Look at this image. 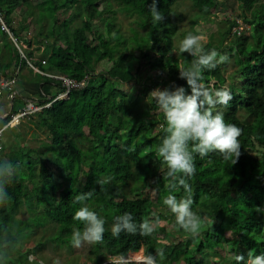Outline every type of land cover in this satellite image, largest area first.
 <instances>
[{"label": "trees", "instance_id": "1", "mask_svg": "<svg viewBox=\"0 0 264 264\" xmlns=\"http://www.w3.org/2000/svg\"><path fill=\"white\" fill-rule=\"evenodd\" d=\"M237 1L240 17L226 19L228 29L220 33L217 43L214 35L202 42L206 51L215 49L228 57L216 69L205 70L203 83L231 92L229 105L217 106L214 112H223L226 123L242 129V154L235 164L217 152L204 158L194 154L193 210L198 208L209 222L193 238L179 229L162 203L169 194L163 179L166 165L156 157L155 149L164 135L163 113L151 99L146 107L141 106L142 96L131 99L126 88L142 82V93L148 95L170 86L191 93L178 70L193 58L171 52L179 48L175 42L184 21L180 0H157L164 15L158 25L150 15L153 0H40L36 5L32 0H0V14L22 49L11 42L0 22V74L4 79H10L16 69L18 76L26 68L31 70V63L46 73L85 83L71 91L69 99L56 100L65 91L63 82L37 74L39 89L27 98L51 105L20 124L28 122L36 140L37 134L46 139L38 149L17 146L13 157L5 155L17 172L6 185L10 201L0 206V264H20L12 257L3 259V253L12 256L20 241L28 244L47 224L54 226V235L30 249L24 245L19 256L22 264L24 260L31 263V255L39 259L38 254L49 245L72 251L73 228H83L72 219L81 207L73 201L77 194L93 190L87 206L105 220L106 231L103 242L92 246L88 261L82 264H119L114 261L141 248L147 257L162 249L164 259L159 264H236L237 255L245 262L250 252L264 255V214L255 212L258 207L264 209V0ZM24 7L28 9L19 27H14V15ZM192 8L197 19H190L192 30L182 38L190 32L200 35L194 29L201 20H208L210 31L211 19H217L220 12L217 0H192ZM119 14L132 17L138 27H131L130 36L119 26ZM78 20L83 21L80 27L75 26ZM99 23L103 30L98 29ZM241 24L245 28L235 31ZM144 70L166 79L158 85L155 78L140 76ZM10 99L13 109L0 121V128L27 106L20 93ZM4 133L0 153L8 148ZM15 135L19 140V134ZM97 178L108 181L103 190ZM172 194L180 198L184 192ZM22 212L29 217L19 218ZM126 212L137 224L156 218L160 223L149 237L126 233L114 237L115 217ZM168 220L176 234L173 242L167 237Z\"/></svg>", "mask_w": 264, "mask_h": 264}, {"label": "clouds", "instance_id": "2", "mask_svg": "<svg viewBox=\"0 0 264 264\" xmlns=\"http://www.w3.org/2000/svg\"><path fill=\"white\" fill-rule=\"evenodd\" d=\"M150 15L153 23L157 25L164 19L163 13L157 8V0L152 2ZM203 41L204 37L202 35L190 32L180 41L178 50L176 48L171 49L172 53L177 55L187 53L193 58L190 63L188 62L187 67H182L178 70L179 78L187 82L191 93L188 94L184 87L170 86L163 90L156 88L149 93L148 97V101L150 99L154 101L164 116V124L162 125L164 135L160 145L155 149L156 157L162 158V164L166 165L163 179L167 181L166 187L169 194L163 198L162 203L174 215L175 224L179 229L193 238L198 236L201 227L209 222L207 216H202L193 210L194 199L190 180L196 172L194 154L204 158L210 153L217 152L225 161L234 159V164L242 154L239 139L242 135V129L235 124L226 123L223 112H214L217 106L227 107L229 105L233 99L231 92L223 87L218 89L206 87L203 83L205 70L216 69L219 64L227 61L228 57L226 55L222 56L215 49L206 51ZM31 71L33 70L31 69ZM11 75L12 78L14 74ZM65 91L56 100H65L59 98ZM30 102L43 107L42 109L51 105H41L37 100H28L27 105ZM0 130H3V135L4 129ZM16 172L17 168L12 162L0 160V206H5L10 201L6 185L14 178ZM107 182L103 178H97L96 180V184L102 190ZM181 189H183L184 195L180 198L172 194L179 193ZM93 194L94 190L87 193H79L73 201L74 204H79L81 207L78 208L72 219L75 223L83 225L82 229L73 228L70 242L74 248H80L84 244L96 245L103 242L106 231L105 220L87 206V201L91 199ZM255 212L264 214V209L258 207ZM159 223L160 220L156 218L144 219L137 224L133 215L126 212L115 217L111 232L114 237H119L121 233L129 235L139 234L143 237H149L153 235ZM142 249L145 250V248H141L140 251ZM143 253V260L132 261V253H130L128 258L114 262L119 264L137 262L141 264H159V261L164 259V251L162 249L157 252L156 256L147 257L144 251ZM30 257L37 258L34 255ZM129 258L130 260H128ZM235 260L236 264H264V255L256 256L253 252H250L246 262L242 255L235 256ZM108 263L110 262L108 261L104 264Z\"/></svg>", "mask_w": 264, "mask_h": 264}, {"label": "rangeland", "instance_id": "3", "mask_svg": "<svg viewBox=\"0 0 264 264\" xmlns=\"http://www.w3.org/2000/svg\"><path fill=\"white\" fill-rule=\"evenodd\" d=\"M218 1V9H219V16L217 19H215L214 21H212V25L210 27V31L207 30V26H208V20L204 21L201 20V24H199L198 26L195 27V31L199 32L200 35H202L204 37V41L207 42V40L209 39V36L214 35V43H217V40L220 38V33L225 32L228 29V23L226 21V19L228 18H234V17H240V15L242 14V9L240 8V5L238 3L237 0H217ZM33 4L36 5L38 2H40V0H32ZM180 12H183L184 15V21L180 23V31H179V35L182 36V34L185 31H191L192 30V26H191V21L190 19L194 16V10L192 8V0H180ZM19 8L18 13H16L14 15V23L13 26L14 27H19V23L22 19V14H24V12L28 9L27 7H24L21 9ZM2 15V18L4 19V15ZM195 19L196 16H194ZM210 19V18H209ZM83 21L78 20L75 24V26L80 27L82 26ZM119 26L121 27L122 31L124 32V35L126 36H130L131 32L130 29L131 27H135L138 28L136 26L135 23H133V18L127 16L126 14H119ZM203 24V25H202ZM97 25V24H96ZM243 25V24H242ZM99 30H103V24L97 25ZM243 27V29L245 28V26H241ZM241 27L236 28L235 31L237 30H242ZM18 29V28H17ZM9 39L11 40V42H13V39L11 38V36L9 34H7ZM178 36L176 38V42L175 45H179L180 41L183 39L182 37ZM91 39L93 40V37H91ZM229 42V41H228ZM228 42H226V44H228ZM147 65V64H146ZM145 65V67H146ZM235 67H230L227 71V76H229L231 74V72L234 70ZM145 69V68H144ZM26 71L22 72L20 74V76H17V80L18 83L17 84V88L25 90L26 92H29L32 95H36L38 89H39V81L37 78V74L34 71H30L27 68L25 69ZM143 74H141V77H153L155 78V82L159 84H161V81H165V79L162 80V78L164 77L162 74H158V72H149L147 70H144L142 72ZM27 75L30 76V78H32V80L35 81H27ZM19 78V79H18ZM5 80L1 74H0V82ZM14 86V85H13ZM127 91H129V97L131 99H133L134 97H136L137 95H141L142 99L140 100V104L141 106H145L146 104H150L151 100L148 101V97L149 95L146 93H142V91H144V87H143V83H139L137 82V85H129L126 87ZM126 90V89H125ZM1 97V96H0ZM159 111V110H158ZM1 125V124H0ZM31 126L29 125L28 122L22 123H16L15 125L9 127H5V132L4 133V139L6 140V143L8 147L6 149L5 152H1L0 153V159L1 160H6L5 155H8L11 157L14 156V154H16L17 152V146H21V148L28 150H34V149H38L39 147H41L43 141L46 139V137L44 136H40L37 134L38 136V140L35 139L33 133V130L30 129ZM12 129V132H7L10 131ZM19 134L18 135V139H16L15 134ZM21 133V134H20ZM16 142L17 145H14L13 143ZM10 146V147H9ZM16 146V147H14ZM33 156H36L35 154H32ZM198 208H196L197 211ZM42 214V213H41ZM27 217H29V214L22 212L19 213V218L22 219H26ZM43 222V221H42ZM167 237L169 239H171L170 241H174L175 240V232H173L172 230V221L168 220L167 221ZM54 226H52L51 224H47L43 229H39L36 232V236L34 235L31 239L30 242H28V244H24L22 241H20L19 245L17 247H15L14 251L12 252V256L7 253L8 255L6 256V253H3V258L4 259H11L14 258L16 259L20 264L23 263V260L21 259V253L23 251L24 245L27 249H30L32 247L35 246V244L40 240V239H48L50 238L52 235H54L55 230L53 229ZM165 243H168V240L164 241ZM93 245H88V244H84L82 247L80 248H73L72 251L68 250L66 247L64 248H55L52 245H49L45 248L42 249V252L40 254H38L39 259L38 258H31L30 257V261L31 263H26L24 260V264H82V261L86 260L88 261L89 257H90V249L92 248ZM144 249H142V251L136 253L139 255H136L134 253L131 254V260L134 261H138V260H143V253ZM9 252V251H8ZM136 255V256H135ZM140 257V258H139ZM130 260V258L128 259ZM128 260H126L128 262ZM126 263V262H125ZM139 263V262H137ZM144 264H148V263H144Z\"/></svg>", "mask_w": 264, "mask_h": 264}, {"label": "built area", "instance_id": "4", "mask_svg": "<svg viewBox=\"0 0 264 264\" xmlns=\"http://www.w3.org/2000/svg\"><path fill=\"white\" fill-rule=\"evenodd\" d=\"M0 22H1V26L3 28V30H5L13 39V43L15 44L16 47L19 48V50L22 52V49L18 43L17 38L14 37L13 33L10 31V29L7 27L6 23L4 22V19L2 18V15L0 14ZM243 26L242 24L240 25V27ZM241 29L243 30V27H241ZM29 67L37 74H39L40 76L44 77V78H53L56 80H60L63 82V86L65 88V93L62 94L59 98H63V99H68L69 95L71 93V91L76 90V89H80L81 87L85 86V83H78L76 80L67 77V76H60L57 74H51V73H46L44 71H42L41 69L37 68L36 66H34L33 64L29 63ZM18 72L19 69L15 70V74L13 75L12 78L10 79H5L3 81L0 82V93H2L5 89H12V86L15 84L16 80H17V76H18ZM15 96V93H11V98L13 99ZM43 107L37 105L34 102H30L23 110L19 111L18 114L13 115L12 120L10 121L8 126H13L15 125L16 122L20 121L21 119L27 117L28 115L41 111ZM3 130H0V139H1V135H2Z\"/></svg>", "mask_w": 264, "mask_h": 264}, {"label": "crops", "instance_id": "5", "mask_svg": "<svg viewBox=\"0 0 264 264\" xmlns=\"http://www.w3.org/2000/svg\"><path fill=\"white\" fill-rule=\"evenodd\" d=\"M24 71H26V70L24 69L23 72ZM2 77H3V75H2ZM32 78H30V76L27 75V81H32L33 82V81L36 80V79L32 80ZM37 78H39L38 75H37ZM16 83H18V80L16 81ZM16 83L14 84V86H12V91L5 90V91H3V93H1V97H0V121L3 118L7 117L11 113V111L13 109V103H12V101L10 99L11 93H16V94L20 93V95L25 98L24 101H26V102L28 101L27 97L30 95L29 92H26L25 90L17 88V84ZM0 129H5V127L4 128H0ZM4 132H5V130H4ZM2 136H1V139H2Z\"/></svg>", "mask_w": 264, "mask_h": 264}]
</instances>
